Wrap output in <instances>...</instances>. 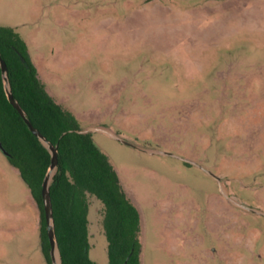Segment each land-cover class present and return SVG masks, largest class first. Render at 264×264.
<instances>
[{
    "label": "rangeland",
    "instance_id": "374dc122",
    "mask_svg": "<svg viewBox=\"0 0 264 264\" xmlns=\"http://www.w3.org/2000/svg\"><path fill=\"white\" fill-rule=\"evenodd\" d=\"M142 215V264H264V0H0ZM160 152L168 153V155ZM90 258L109 264L90 198ZM0 264H48L0 149Z\"/></svg>",
    "mask_w": 264,
    "mask_h": 264
},
{
    "label": "trees",
    "instance_id": "16d2710c",
    "mask_svg": "<svg viewBox=\"0 0 264 264\" xmlns=\"http://www.w3.org/2000/svg\"><path fill=\"white\" fill-rule=\"evenodd\" d=\"M0 55L7 63L15 100L41 135L58 148L50 195L62 263L97 264L90 258L92 197L102 205L109 264H142V215L109 156L96 144L93 133L83 132L81 120L50 94L16 28L0 25ZM0 144L38 205L42 252L48 264H53L42 197L51 154L9 102L1 67Z\"/></svg>",
    "mask_w": 264,
    "mask_h": 264
},
{
    "label": "water",
    "instance_id": "95a60500",
    "mask_svg": "<svg viewBox=\"0 0 264 264\" xmlns=\"http://www.w3.org/2000/svg\"><path fill=\"white\" fill-rule=\"evenodd\" d=\"M0 67L2 70L4 83H5V91L8 97L9 102L13 105V107L19 112L21 117L25 120L26 124L28 125L30 131L40 139V141L47 147L51 154V166L50 169L44 179L43 182V188H42V197L44 202V211L46 216V222H47V230H48V240L51 247V258L53 264H63L59 246L57 243L56 233H55V226H54V216H53V205H52V199L50 195V185L51 181L53 179V176L57 170L58 164H59V153L58 148L54 146L51 142H49L46 138H44L41 133L33 126L31 121L27 118L26 113L20 106V104L15 100L13 93L11 91V85L8 79V67L6 61L1 57L0 55ZM104 132L114 139L124 143L129 144L127 141L121 139L117 135L113 134L109 130L106 129H99V130H85L84 133H92V132ZM0 149L3 151L4 155L7 157L8 153L4 150L3 146L0 144ZM161 154L168 155V153L160 152Z\"/></svg>",
    "mask_w": 264,
    "mask_h": 264
},
{
    "label": "crops",
    "instance_id": "0c3cea01",
    "mask_svg": "<svg viewBox=\"0 0 264 264\" xmlns=\"http://www.w3.org/2000/svg\"><path fill=\"white\" fill-rule=\"evenodd\" d=\"M39 72V71H38Z\"/></svg>",
    "mask_w": 264,
    "mask_h": 264
}]
</instances>
